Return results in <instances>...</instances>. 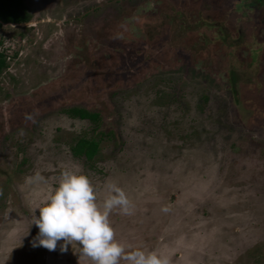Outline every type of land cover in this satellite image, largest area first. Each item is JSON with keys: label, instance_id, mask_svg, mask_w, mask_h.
<instances>
[{"label": "rangeland", "instance_id": "374dc122", "mask_svg": "<svg viewBox=\"0 0 264 264\" xmlns=\"http://www.w3.org/2000/svg\"><path fill=\"white\" fill-rule=\"evenodd\" d=\"M200 1L29 0L34 20L27 37L14 27L0 33L3 48L10 56L17 54L0 79V264H92L76 242L65 251L60 250L63 241L54 251L32 247L38 233L32 224L39 215L35 209L65 170L86 175L101 206L109 184L125 191L130 213L113 209L109 221L126 249L155 252L169 264H264L261 117L249 120L252 132L235 130L233 147L193 129L195 140H181L189 144L182 151L185 161L179 160L181 171L170 175L153 160L135 162L134 170L104 165V174L94 175L67 159L83 125L64 115L65 109L99 112L100 132L121 131L126 140L143 116H152L156 85L166 90L172 86L166 82L174 84L173 90L183 86L182 95L186 86L202 85L209 92L216 86L220 93L229 85L240 91L251 85L255 92L245 90L250 94L232 100L244 110L254 104L248 99L264 95V6L254 8L255 0L213 1L219 10L213 20L241 23V33L230 40L231 31L224 39L216 23L202 24L205 29L197 23L190 30L186 15L198 20L190 9ZM241 1L245 8L232 6ZM200 4V12L212 6L206 0ZM221 38L229 40L228 46L217 48ZM236 44L237 51L225 49ZM237 118H232L237 127L247 119ZM23 144L33 155L41 149V158L21 169L18 146ZM46 152L65 159L44 161ZM164 207L167 212L161 211Z\"/></svg>", "mask_w": 264, "mask_h": 264}, {"label": "trees", "instance_id": "16d2710c", "mask_svg": "<svg viewBox=\"0 0 264 264\" xmlns=\"http://www.w3.org/2000/svg\"><path fill=\"white\" fill-rule=\"evenodd\" d=\"M201 1L193 3L190 9V11L197 12L196 16L199 17L198 20H192L190 14L186 15L189 22L187 25L190 30L194 29L197 23H199L203 29H205L208 24L215 25L216 23L215 26H218L220 32L223 34L221 37H227L226 30H229L231 31L229 34L230 40H236L235 35L239 34V31L241 33V30H239L241 23L239 22V24H235L232 20V23H226V21L221 23L218 20H213V17L219 14V10H216L217 6H213L212 4L215 0H206V2L212 4L210 7L213 10L208 7V9L203 12L198 11ZM227 2L229 1L227 0ZM232 6H237L240 9H242V7L245 8L243 6V1L236 2ZM262 6H264V0H255L254 8L260 9ZM177 14L179 13L177 12L175 16H178ZM33 20L34 18L29 0H0V33H3L4 28L7 27L20 28V37L24 39L29 32L27 30L28 25L31 24ZM205 23L207 25L204 28L203 26ZM212 33L214 34L213 31ZM2 37L3 35L1 34L0 79L6 75L7 70L10 67V60L17 57V54L15 53L10 56L8 50L3 48L4 40ZM187 40H190V38ZM228 41L223 40L222 38L218 39L216 47H222V45L223 47L228 46ZM233 43H235L234 40ZM211 45L210 47H212ZM226 48H229L230 50L232 49L233 51L240 49L238 44L233 45L232 47H225V49ZM226 65L227 68H232L230 64L226 63ZM166 83L167 85H174L173 83ZM199 84L202 83L199 82ZM158 86L156 85L154 88V93L151 99L153 101V105L150 107L152 116L142 117V121L138 122L137 127H135L134 130H131L130 139L127 138L125 140L121 131L117 133L118 135L114 132H100L102 127V117L97 111H92L82 106L63 110L62 113L70 120L79 122L83 125L78 132L77 137L73 139L72 144L67 150V159H69L72 164H77L79 167L84 168L86 171L90 172V174L92 173L94 175L95 173L103 175L104 171L102 168L104 165L105 167L108 166L110 169L113 165L119 164L123 166L122 168L127 167L128 170L131 168L134 170L133 166L135 162L139 161L140 164L143 162L148 165L150 161L153 160L156 164L160 165V168H166L167 173L170 175L181 171L179 169V160H181V162L185 161L184 156H182V151L189 148V144L187 142L183 143L181 140L184 136H191L192 139L195 140L193 137V129L198 128L205 131L208 135L207 140L211 137L210 141L217 142L218 138H222L227 146L233 147L236 146V144L234 141L230 142V137L236 129L243 130L244 132H247L248 130L252 132V129L248 126L249 120H253V117L255 118L256 116L261 117V119L264 120V99L262 97L264 95L260 97L256 96L257 99L254 98L252 101L248 99L246 103L253 102L254 104L251 107H245L248 108L247 110L242 109L240 102L232 105V100H238L241 98V95L245 96L248 92H251V85L243 86L244 89L242 90L241 88L242 91L229 85L220 93L215 90L216 86L215 88H212V92H209L207 88L202 85H199L198 87L186 86V88H184L186 90H184V95H182L183 91H181L183 86L176 90L171 89L172 86L169 85L166 86L167 90ZM245 90L248 92L245 93ZM249 94L250 93H248V95ZM185 104L188 107L183 109L186 107ZM223 109H225L226 112H224ZM224 113L226 115L228 114L229 117ZM234 116L239 117L237 120L243 116H246L247 119L246 121H242V124L237 127L236 122L235 125H233L232 118ZM216 119L219 120V123H217L219 126H215L212 130V123ZM187 130L190 134L184 135ZM182 131H184L183 134H181ZM122 136L124 137V140L122 139ZM254 140L257 141L258 139L254 138ZM262 143L264 144V140ZM108 144H110V147L104 148ZM26 148L27 146H25V144L18 146V150L22 157L19 164L21 169L34 166L35 162H39L38 159L41 158L38 154L41 149L40 151L38 150L37 155H33L30 153V149ZM162 150L164 151L162 152ZM225 150L226 148H224V151ZM44 154V161L49 158L58 160L65 159L64 156L63 158H55L54 155H51L48 152ZM262 157V159H264V154ZM173 160L177 161L174 163V168L171 166ZM164 163L167 165H164ZM261 168L264 169V163L261 164ZM20 171L23 172L25 170ZM260 181L264 184V177Z\"/></svg>", "mask_w": 264, "mask_h": 264}, {"label": "clouds", "instance_id": "9594fccd", "mask_svg": "<svg viewBox=\"0 0 264 264\" xmlns=\"http://www.w3.org/2000/svg\"><path fill=\"white\" fill-rule=\"evenodd\" d=\"M30 118V117H29ZM108 195L102 206L96 203L95 189L84 174L65 170L58 186L48 194L43 206L35 210L33 223L38 233L32 247H44L50 251L63 241L60 250L65 251L72 242L78 243L80 255L92 264H169L167 258L140 248L126 249L115 239L109 221L113 209L130 213L131 203L123 189L115 184L107 186ZM161 211L167 212L166 207Z\"/></svg>", "mask_w": 264, "mask_h": 264}]
</instances>
